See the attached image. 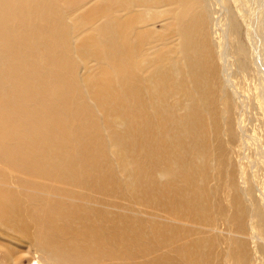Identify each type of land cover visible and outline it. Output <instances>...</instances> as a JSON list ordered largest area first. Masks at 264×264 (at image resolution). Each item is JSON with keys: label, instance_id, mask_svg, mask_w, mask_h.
Wrapping results in <instances>:
<instances>
[{"label": "bare ground", "instance_id": "obj_1", "mask_svg": "<svg viewBox=\"0 0 264 264\" xmlns=\"http://www.w3.org/2000/svg\"><path fill=\"white\" fill-rule=\"evenodd\" d=\"M241 4L264 111V0ZM231 9L0 0V264L218 263L202 232L241 226L243 204L216 205L211 179L234 138L228 71L250 64Z\"/></svg>", "mask_w": 264, "mask_h": 264}, {"label": "rangeland", "instance_id": "obj_2", "mask_svg": "<svg viewBox=\"0 0 264 264\" xmlns=\"http://www.w3.org/2000/svg\"><path fill=\"white\" fill-rule=\"evenodd\" d=\"M202 1L205 3L208 0ZM230 1L232 3L233 16L224 15L223 24L228 27L227 36L230 40L235 44L237 41L243 40L247 44L246 56L250 64L244 63L247 75L245 79L241 76V72L240 79L239 75L234 73L236 72L234 60H232L234 65L232 66L233 72L231 70L228 71L231 74L234 86L240 94L235 93L234 100L230 101L233 107L232 116L236 121L233 124L234 138L226 144L222 167L223 173L226 175L221 176L218 174L220 171H216L211 179L212 189L215 191L216 205L223 203L225 200L236 201L238 199L243 203L241 204L242 218L240 226L239 218L235 223L230 224L229 221L223 219L224 216L216 217L218 224L213 226V230L203 231L202 233L213 236L216 239L214 247L218 259L217 264H264V111L252 101L253 95L258 92V85L256 77L252 76V67L255 65L256 58L250 42L251 34L243 20L245 18L243 11L245 6L241 4V0ZM214 2L217 5L218 0H214ZM213 17H217L216 14L211 19ZM233 27L234 33L232 34ZM232 82L228 83V89H232ZM257 144H261V146L258 147ZM259 149L262 151L263 156ZM3 168L0 165V169ZM240 171L245 178L243 179L244 183L241 184L250 190V192L248 191L250 204L246 203L237 188V191L232 189L233 184L238 182L240 184V181H242V178H238L241 174ZM111 200L112 203H120L124 201V198L120 194H114ZM210 224L212 226L215 222L212 221ZM229 230H238V233L232 236L229 234ZM173 264H180V262L174 260Z\"/></svg>", "mask_w": 264, "mask_h": 264}]
</instances>
